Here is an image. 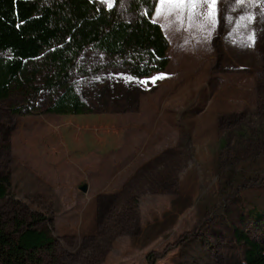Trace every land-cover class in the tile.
I'll return each mask as SVG.
<instances>
[{
    "label": "rangeland",
    "instance_id": "1",
    "mask_svg": "<svg viewBox=\"0 0 264 264\" xmlns=\"http://www.w3.org/2000/svg\"><path fill=\"white\" fill-rule=\"evenodd\" d=\"M158 1L138 13L162 30ZM175 1L163 69L82 53L72 80L92 113H42L60 89L0 99V217L51 231L42 264H235V228L264 244V0Z\"/></svg>",
    "mask_w": 264,
    "mask_h": 264
},
{
    "label": "trees",
    "instance_id": "2",
    "mask_svg": "<svg viewBox=\"0 0 264 264\" xmlns=\"http://www.w3.org/2000/svg\"><path fill=\"white\" fill-rule=\"evenodd\" d=\"M118 3L108 7L99 0H0V52L8 54L0 55V99H7L14 91L27 97L31 92L37 95L43 90L60 89L42 113H92L72 80L86 49L121 58L123 68L134 77L152 67L163 69L157 57L166 46L162 30L139 16L141 0H130L135 13L130 19L123 18ZM50 157L61 160L63 148ZM75 165L73 159L70 166ZM7 194L8 182L0 178V200ZM15 224L8 231L0 217V264H42L39 253L55 241L51 231L23 220ZM234 237L244 247L242 259L235 264H264L263 243L238 228ZM154 261L149 260L150 264Z\"/></svg>",
    "mask_w": 264,
    "mask_h": 264
},
{
    "label": "crops",
    "instance_id": "3",
    "mask_svg": "<svg viewBox=\"0 0 264 264\" xmlns=\"http://www.w3.org/2000/svg\"><path fill=\"white\" fill-rule=\"evenodd\" d=\"M160 2V3H159ZM180 6V4H177L175 0H159L157 2V7H156V14L158 13V10L161 9L165 13V17L157 18V22L160 24L162 31L166 37H168V25H170V21L173 22L172 20L174 19V7ZM185 10H186V5H184ZM168 28V29H167Z\"/></svg>",
    "mask_w": 264,
    "mask_h": 264
},
{
    "label": "water",
    "instance_id": "4",
    "mask_svg": "<svg viewBox=\"0 0 264 264\" xmlns=\"http://www.w3.org/2000/svg\"><path fill=\"white\" fill-rule=\"evenodd\" d=\"M88 189V185L87 184H83L79 186V190L82 192H86Z\"/></svg>",
    "mask_w": 264,
    "mask_h": 264
},
{
    "label": "snow or ice",
    "instance_id": "5",
    "mask_svg": "<svg viewBox=\"0 0 264 264\" xmlns=\"http://www.w3.org/2000/svg\"><path fill=\"white\" fill-rule=\"evenodd\" d=\"M153 82H155V81H153Z\"/></svg>",
    "mask_w": 264,
    "mask_h": 264
}]
</instances>
